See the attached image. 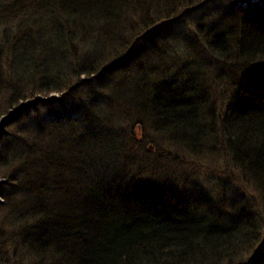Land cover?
<instances>
[{
	"label": "trees",
	"instance_id": "obj_1",
	"mask_svg": "<svg viewBox=\"0 0 264 264\" xmlns=\"http://www.w3.org/2000/svg\"><path fill=\"white\" fill-rule=\"evenodd\" d=\"M158 6L133 30L132 0H0V264L26 262L23 249L11 250L13 239L32 250L28 264H233L242 252L241 264H264V0L216 8L194 35L180 28L188 7ZM178 35L185 51L169 55ZM133 63L139 66L131 78H115ZM208 68L223 81L219 100ZM95 83L110 105L134 106L129 115L140 126L210 149L220 136L257 206L235 189L228 212L219 203L203 211L211 201L198 205L203 193L192 200L183 187L174 207L167 202L174 184L157 183L152 166L139 164L142 149L133 148L129 130L90 116L97 96L78 101L80 120L58 111L61 121L20 124L41 104ZM206 123H213L210 132ZM44 133L56 141L48 144Z\"/></svg>",
	"mask_w": 264,
	"mask_h": 264
},
{
	"label": "rangeland",
	"instance_id": "obj_2",
	"mask_svg": "<svg viewBox=\"0 0 264 264\" xmlns=\"http://www.w3.org/2000/svg\"><path fill=\"white\" fill-rule=\"evenodd\" d=\"M146 0H132V10L129 11L127 14V19L129 21H132V24L134 25L132 28L133 30L140 29V25L143 23L141 20L142 18H145L146 21H148L147 18V12H151L153 8H156L157 5H159V9L166 10L171 7V9L179 5L176 9V11L183 12V10L188 7L190 11H188V14H186L185 19L181 20L180 28L183 29V31H188V33L194 35L197 31L198 24L199 23H209L212 19L214 20L215 17V11L216 8H223L224 10L227 9V7L232 3L234 0H213L212 2H209L207 5L202 6L201 8L195 7L193 10L191 8L192 5H186L187 0H152L154 5H144ZM209 1V0H208ZM196 2V1H194ZM206 2V1H205ZM158 3V4H157ZM180 3V4H179ZM156 4V5H155ZM186 5V6H185ZM170 9V10H171ZM153 14V13H152ZM144 20V21H145ZM120 20H118V25L120 26ZM182 23L184 24L182 26ZM126 29L123 28V33L125 35L128 34ZM181 33V32H180ZM179 33V34H180ZM171 37V36H170ZM179 35L177 37H171L170 43H172L171 48L169 49V55L173 53L174 51H179L182 53L185 51V48L187 46V42H180ZM126 39V36H125ZM133 40V39H132ZM187 41H190V38L187 39ZM142 46L144 44L143 41L139 43V45ZM162 42H160L161 44ZM167 43V42H166ZM181 43V44H180ZM175 44V45H174ZM174 45V46H173ZM165 43L162 45V49L164 48ZM171 50V53H170ZM164 49L162 50V52ZM147 53V51L145 52ZM148 55V53H147ZM146 55V56H147ZM145 56V57H146ZM154 58V56H153ZM206 58V57H205ZM207 59V58H206ZM157 61V60H156ZM201 62V64H200ZM197 66L201 68V66L204 68L206 65V60H198ZM205 65V66H204ZM139 65H136V63L131 64L130 67L123 70L120 68V70L117 71V75L115 78H121L124 76H127L129 78L132 77V73L135 71L137 72ZM162 67V64H161ZM204 68V69H206ZM207 71L208 74V80L212 85L215 87L214 90L217 92V99L219 100L220 97L223 95L224 90L223 88V81H219L218 79V73L214 71V68ZM6 76L11 77V71L5 70ZM143 71V70H142ZM9 74V75H8ZM144 74V71H143ZM134 75V74H133ZM219 81V82H218ZM115 84V82H114ZM20 87V86H19ZM102 85L99 83H95V85H85L80 86L77 89V93L74 96L64 98V100H55L52 104H45L40 105L37 110H32V114L28 115H22L20 121L21 125H24V127H27L26 124L29 122H34L38 120L39 117L46 118L47 116H52L54 120L61 121V118L57 115V112L60 111L62 116H68L75 114L76 120H80V111L77 106H79L78 101H86L88 104H90L89 100H93V96H97L99 98L100 104L94 105L93 109L91 107L90 116L94 119H96L98 122L104 123L108 120L110 125H113L114 122H118L120 124V127L122 126L124 130H129V134L133 135L134 142L136 145L135 147H140L142 150L138 154V158L141 162L139 164H145L144 166L151 167L153 169H149L150 171L153 170L154 173V179L156 182H161L159 184H166L168 186V183L174 184V187L176 188V192L173 194L172 197L169 196V200L167 202H171L174 207H177L178 201L176 200L177 193L180 191V188L185 187V190H187L188 194L191 195L192 200L196 198L195 194L198 191H201L203 193L202 199L197 200V204L200 205L204 201L210 200L209 202L210 207H207V203L203 206V211L209 212L213 208L214 204H218L217 206L220 207V210L227 211V204L230 202V196H233V199L237 198V193L235 192V189H240L244 195H251L250 197L253 198V203L257 206L258 198L256 195H253L251 192H253V187L249 185L246 182V179L242 176V173L236 168V163L234 160L233 155L226 153V150L223 149V145H221L220 141L222 138L219 136L217 137V140H215L216 148H208L207 146L204 148L202 145L198 146H188L185 140H178L179 138H173L170 133L167 132V134H163L160 130L155 129L153 126L148 123V126H140L139 123L136 121L138 120L135 115L133 117L129 115L130 110L134 107L132 105L127 104L123 107L119 106V104H113L110 105V102L107 100V96L104 97L103 92H101ZM112 93V90H110ZM110 91L108 93H110ZM52 93V92H51ZM56 94L61 95L60 91L53 92V95L56 96ZM65 93H63L64 95ZM41 96H45L40 94ZM64 97H67L65 94ZM104 97V98H103ZM2 98H0V102H2ZM41 103V102H40ZM129 103V102H128ZM92 106V103H91ZM12 108V107H10ZM9 108V109H10ZM76 110V113H75ZM5 116L10 115V112L3 113ZM145 113L142 112V116H144ZM83 115V113H82ZM74 118V119H75ZM5 118L2 119L4 121ZM67 119L65 123L69 121V117L65 118ZM7 120V119H6ZM209 132L213 129V123H206ZM219 125V123H216ZM217 127V126H216ZM206 128V129H208ZM134 130V131H133ZM47 133H44V141H47ZM41 138V137H40ZM182 139V138H180ZM52 141H56L55 137L52 138ZM49 139V143H52ZM133 142V143H134ZM139 143V144H138ZM198 144V143H197ZM211 143H208V146ZM132 148V146H131ZM135 155V154H134ZM158 157V158H157ZM138 166V162H136ZM155 169V170H154ZM150 177L148 175V172L146 175L142 176V181L147 184V179ZM1 180V178H0ZM171 185V184H170ZM168 191V190H167ZM169 192V191H168ZM254 193V192H253ZM0 200L3 204V197L0 194ZM226 201V203H225ZM0 203V205H1ZM5 206V205H4ZM223 207V208H221ZM228 212V211H227ZM264 216L262 215V218ZM3 209H0V223H3ZM263 226H264V219ZM19 222V221H17ZM20 225V224H19ZM12 230L8 229L6 231V237L9 238L10 235H12ZM16 242V243H15ZM11 250H14V248H17V250L21 251L23 249L25 258L21 261L24 262L22 264H28V258L29 256L26 254V252L29 254L32 251L28 247L21 248V244H17V240L13 239L11 241ZM243 254L239 255V258H235L232 260L233 264H241L242 261H245V252H242ZM22 253H18V260L21 259ZM31 255V254H29ZM31 257V256H30ZM5 263V262H4ZM3 263V264H4ZM21 264V263H20Z\"/></svg>",
	"mask_w": 264,
	"mask_h": 264
},
{
	"label": "bare ground",
	"instance_id": "obj_3",
	"mask_svg": "<svg viewBox=\"0 0 264 264\" xmlns=\"http://www.w3.org/2000/svg\"><path fill=\"white\" fill-rule=\"evenodd\" d=\"M235 166H236V168L240 171V173H242V172H241V169H240L237 165H235Z\"/></svg>",
	"mask_w": 264,
	"mask_h": 264
},
{
	"label": "water",
	"instance_id": "obj_4",
	"mask_svg": "<svg viewBox=\"0 0 264 264\" xmlns=\"http://www.w3.org/2000/svg\"><path fill=\"white\" fill-rule=\"evenodd\" d=\"M0 202H1V200H0Z\"/></svg>",
	"mask_w": 264,
	"mask_h": 264
}]
</instances>
